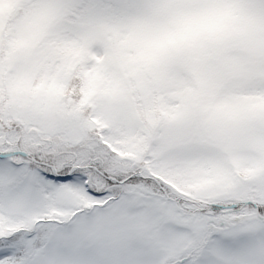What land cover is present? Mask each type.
<instances>
[{
	"label": "snow or ice",
	"instance_id": "obj_1",
	"mask_svg": "<svg viewBox=\"0 0 264 264\" xmlns=\"http://www.w3.org/2000/svg\"><path fill=\"white\" fill-rule=\"evenodd\" d=\"M0 264H264V0H0Z\"/></svg>",
	"mask_w": 264,
	"mask_h": 264
}]
</instances>
